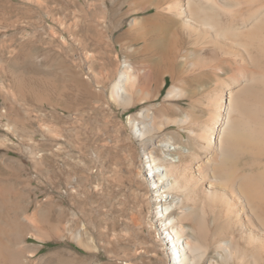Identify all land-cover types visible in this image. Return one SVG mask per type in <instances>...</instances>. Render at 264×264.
I'll return each instance as SVG.
<instances>
[{"label":"rangeland","instance_id":"obj_1","mask_svg":"<svg viewBox=\"0 0 264 264\" xmlns=\"http://www.w3.org/2000/svg\"><path fill=\"white\" fill-rule=\"evenodd\" d=\"M155 2L0 0V182L11 184L8 192L20 194L24 215L38 224V209L81 213L97 241L99 264H171L154 216L165 201L152 197L143 149L154 146L161 154L162 143L170 141L176 159L203 160L206 153L191 127L199 131L193 117L201 113L198 100L211 78L207 70L189 71L188 81H180L189 88L167 99L174 78L163 71L174 28L145 22ZM124 62L138 66L134 82L150 92L147 102L136 95L127 106L110 98ZM155 103L167 108L169 120L157 122L154 143L144 146L129 117ZM179 224L189 228L190 221ZM29 243L41 244L34 237ZM196 244L207 251L205 243ZM66 245L84 252L76 243ZM55 246L45 244L39 256ZM212 256L207 264H217Z\"/></svg>","mask_w":264,"mask_h":264},{"label":"bare ground","instance_id":"obj_2","mask_svg":"<svg viewBox=\"0 0 264 264\" xmlns=\"http://www.w3.org/2000/svg\"><path fill=\"white\" fill-rule=\"evenodd\" d=\"M148 8L154 13L145 22L174 28L163 71L174 78L167 99L179 98L189 88L180 84L188 81L189 71L207 70L211 78L204 99L198 100L201 113L193 117L199 131L191 127L206 151L203 160L186 161L182 154L176 159L170 141L162 143L161 154L154 146L142 153L152 197L165 201L154 216L161 222L171 264H207L213 253L217 264H264V0H157ZM138 72L137 65L124 62L110 98L127 106L136 95L147 102L150 92L134 82ZM166 109L155 103L130 115L144 146L160 130L157 122L169 120ZM2 121L0 114V125ZM30 141L36 148L35 135ZM37 157L45 158L40 152ZM10 186L0 182V264H99L97 241L80 212L44 214L38 209L43 215L38 224V218L24 215L20 194L11 195ZM180 220H189V228ZM30 237L41 244L29 243ZM197 241L205 243L206 252ZM47 243L57 246L39 256Z\"/></svg>","mask_w":264,"mask_h":264}]
</instances>
